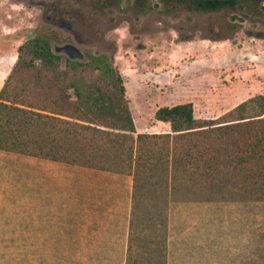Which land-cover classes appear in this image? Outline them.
I'll return each instance as SVG.
<instances>
[{"label":"rangeland","instance_id":"1","mask_svg":"<svg viewBox=\"0 0 264 264\" xmlns=\"http://www.w3.org/2000/svg\"><path fill=\"white\" fill-rule=\"evenodd\" d=\"M236 2L233 7L206 12L194 8L191 0H90L91 4L81 6L80 11L92 21L93 41L83 49V62L102 56L117 70L136 134L169 131L168 124L154 120L162 107L191 104L196 120H232L241 103L264 96V0ZM38 37L49 43L53 53L55 45L71 42L43 23L39 7L27 1L0 0V91L11 74L18 84L35 83V74L23 66L39 67L40 60L18 50ZM57 56L59 70L65 71L67 58ZM18 62L22 66L14 70ZM50 78H42V88L27 94L30 103L42 105ZM259 110L249 108L244 115L254 116ZM10 155L17 160L6 163L13 170L0 197V264H121L92 258L91 253L86 258L83 249L79 251L83 245H75L71 253L68 244L35 243L34 234L26 236L20 218L19 172V158L26 155L0 150V156ZM215 193L232 198L216 202L221 205V227L237 230L245 220L246 257L250 247L252 264H264V202H244L242 190L231 187L216 188ZM191 195L178 193L172 201L196 202L188 201L195 198Z\"/></svg>","mask_w":264,"mask_h":264},{"label":"trees","instance_id":"2","mask_svg":"<svg viewBox=\"0 0 264 264\" xmlns=\"http://www.w3.org/2000/svg\"><path fill=\"white\" fill-rule=\"evenodd\" d=\"M191 4L206 12L237 2L191 0ZM18 51L41 63L23 66L35 74V83L18 84L11 74L0 91V150L132 170L126 264H165V208L175 194H192L193 199L184 197L188 201L216 203L232 198L215 189L231 187L242 190L244 202H264V96L241 103L232 120H196L191 104L162 107L154 120L168 124L169 132L136 134L122 78L104 57L88 62L67 59L61 72L58 56L45 39H31ZM20 66L18 62L14 70ZM46 76L51 77L48 96L42 105L30 103L27 94L42 88ZM255 107L260 109L257 115H244Z\"/></svg>","mask_w":264,"mask_h":264},{"label":"crops","instance_id":"3","mask_svg":"<svg viewBox=\"0 0 264 264\" xmlns=\"http://www.w3.org/2000/svg\"><path fill=\"white\" fill-rule=\"evenodd\" d=\"M11 160L17 157L0 156V197L13 170L6 165ZM19 161L23 186L20 218L26 236L34 234L35 243L68 244L71 253L75 245H83L79 251L83 249L85 255L126 264L132 170L126 167L119 172L31 156H22ZM220 206L210 202L168 203L163 227L165 264H252L250 247L246 257L245 220L237 230L221 227ZM250 239L248 231L249 246Z\"/></svg>","mask_w":264,"mask_h":264},{"label":"flooded vegetation","instance_id":"4","mask_svg":"<svg viewBox=\"0 0 264 264\" xmlns=\"http://www.w3.org/2000/svg\"><path fill=\"white\" fill-rule=\"evenodd\" d=\"M20 2L27 1L30 5L40 8L42 21L46 26L53 27L61 32L65 38H70L71 42H66L64 45L53 47L56 48L71 45L78 49L85 57L83 49L93 45L91 37L92 21L84 16L87 13L80 11L81 6L90 3V0H19ZM63 55L64 54H57ZM67 58V57H66ZM68 59V58H67Z\"/></svg>","mask_w":264,"mask_h":264},{"label":"water","instance_id":"5","mask_svg":"<svg viewBox=\"0 0 264 264\" xmlns=\"http://www.w3.org/2000/svg\"><path fill=\"white\" fill-rule=\"evenodd\" d=\"M55 54H64L69 60L71 61H79L83 62L85 60V57L81 52L76 49L74 46L71 45H65L59 48H56L54 50Z\"/></svg>","mask_w":264,"mask_h":264}]
</instances>
